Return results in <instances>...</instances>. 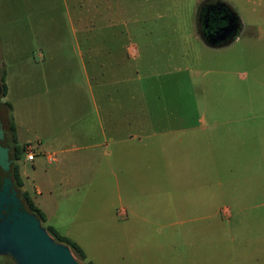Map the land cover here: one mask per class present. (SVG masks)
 <instances>
[{"label": "rangeland", "instance_id": "rangeland-1", "mask_svg": "<svg viewBox=\"0 0 264 264\" xmlns=\"http://www.w3.org/2000/svg\"><path fill=\"white\" fill-rule=\"evenodd\" d=\"M32 1L0 0V34L9 33L11 49L37 52L17 22V5ZM207 1H112L111 34L124 51L102 90L119 99L121 132L129 117L135 134L151 136L144 151L131 158L123 149L141 147L136 142L92 150L76 144L47 149L58 163L43 155L30 163L21 150L29 196L44 200L54 189L65 199L68 207L57 213L67 236L59 234L82 249L85 264H264V0H219L240 28L217 47L198 34L197 11ZM37 76L0 73L9 89L0 100L11 146L13 115L4 103L14 102L29 126L33 117L58 125L64 116L68 130L76 116L62 113L71 108L65 98L56 104L54 87ZM71 77L77 84L81 74ZM0 264L13 262L0 256Z\"/></svg>", "mask_w": 264, "mask_h": 264}, {"label": "crops", "instance_id": "crops-1", "mask_svg": "<svg viewBox=\"0 0 264 264\" xmlns=\"http://www.w3.org/2000/svg\"><path fill=\"white\" fill-rule=\"evenodd\" d=\"M112 1L33 0L18 4L17 10L20 14L17 16V22L22 27L23 33L29 35V42L37 46L36 53L9 48L7 43L12 41L9 33L0 34V43H4L0 48V73L38 75L39 81L43 82L44 80L54 87L56 94L53 97L58 99L56 104L61 102L64 97L67 103L63 105L65 101H62L61 105L71 107L63 109L62 113L65 110H70L76 114L75 117H72L74 119L68 130H65L64 126L62 127L63 122H67L64 116H61L58 125H50L49 121L43 123L39 118L35 121L33 117L29 126L28 122H24L21 116H18L16 104L9 103L13 115L12 123L15 127L16 142L14 145L22 147L28 152L31 150L34 155L33 160H27L28 152H26L25 162L35 163L39 155H43L48 162L46 156L54 155V161L49 163H58L57 152L54 150L48 153L47 149L76 144L82 145L83 150H92L103 144L117 146L122 142H136L141 147L130 148L128 145L123 149V153H127L131 158L134 153L145 150V141L151 136L135 134L133 128L129 126V117H125L127 133L121 132L119 115L116 111L119 99L110 97L111 93L102 90L103 75H116L117 72L114 69L118 66L117 59L122 57L121 53L124 51L120 49L119 37L111 34L114 24L111 11L113 9ZM212 1L220 2L219 0ZM103 10L110 11L103 12ZM98 20L100 21L98 22ZM2 22L0 19V23ZM125 40L128 41L129 37ZM73 44L75 49H71ZM126 49H129L127 44ZM112 67H114L112 71L106 70ZM74 73L81 74L77 84L70 82L71 75ZM67 85L73 89H66ZM8 96L9 89L7 87L6 97ZM132 124L130 123V125ZM54 128L58 130L48 131ZM154 138L157 136L154 135ZM66 151L67 149L58 150L59 153ZM116 151L122 153L120 147H117ZM62 159L67 158L62 157ZM18 161L16 164L22 181V191L27 192L24 182L25 170L19 166ZM39 190L35 189L37 195L40 194ZM66 192L65 189H62L61 196ZM45 193L48 198L44 200L31 199L32 202L44 214L46 225L67 236V232H62L61 229L65 224V218L57 213L68 207L66 202H63L65 199L61 201L56 198L60 195L54 189H47ZM125 213L126 211L122 210L119 213L120 217H124Z\"/></svg>", "mask_w": 264, "mask_h": 264}, {"label": "water", "instance_id": "water-1", "mask_svg": "<svg viewBox=\"0 0 264 264\" xmlns=\"http://www.w3.org/2000/svg\"><path fill=\"white\" fill-rule=\"evenodd\" d=\"M221 5L235 22L220 38L206 41L212 47L231 41L240 28L236 15L227 6ZM11 164L0 110V256L9 258L13 264H85L74 257L67 245L51 237L37 216L28 210L14 186Z\"/></svg>", "mask_w": 264, "mask_h": 264}, {"label": "trees", "instance_id": "trees-1", "mask_svg": "<svg viewBox=\"0 0 264 264\" xmlns=\"http://www.w3.org/2000/svg\"><path fill=\"white\" fill-rule=\"evenodd\" d=\"M1 95L2 97L6 96L7 93V86L4 83V80H1ZM5 106H7L9 109H11V106L8 103H4ZM3 106V104H2ZM8 130L11 134V139L13 140L14 144L16 142V138H15V127L14 124L10 121ZM5 133H7V131L5 130ZM7 136V135H6ZM10 147V157L12 159V164H11V177L14 183L15 188L20 192V198L21 200L25 203L26 207L28 208V210L31 213H34L37 218L40 220L42 226L46 229V231L48 232V234L53 237L54 239H56L58 242L63 243L65 245H67L72 254L74 255V257H76L77 259H79L80 261L84 262L86 257L84 252L82 251V249L71 239L60 235L54 228H52L51 226L46 225V219L44 214L34 205V203L32 202L29 194L27 192L21 191L20 187L22 186V181L19 177V172H18V167L16 164V161L19 160V156L21 153V150H23V148L21 149L20 147L16 146V145H9ZM87 264H91V263H87Z\"/></svg>", "mask_w": 264, "mask_h": 264}, {"label": "flooded vegetation", "instance_id": "flooded-vegetation-1", "mask_svg": "<svg viewBox=\"0 0 264 264\" xmlns=\"http://www.w3.org/2000/svg\"><path fill=\"white\" fill-rule=\"evenodd\" d=\"M234 22L235 21H232L226 8L216 1H207L198 8L196 24L198 28V34L205 43L206 41L220 38L225 34V30H230L229 28ZM230 33L231 32H229L227 35ZM2 108L3 106L1 105V119H3L4 113Z\"/></svg>", "mask_w": 264, "mask_h": 264}, {"label": "built area", "instance_id": "built-area-1", "mask_svg": "<svg viewBox=\"0 0 264 264\" xmlns=\"http://www.w3.org/2000/svg\"><path fill=\"white\" fill-rule=\"evenodd\" d=\"M26 158H27V160H30V161L33 160V158H34L33 153L29 152L26 155ZM46 158H47L48 162L54 161V155H47Z\"/></svg>", "mask_w": 264, "mask_h": 264}]
</instances>
